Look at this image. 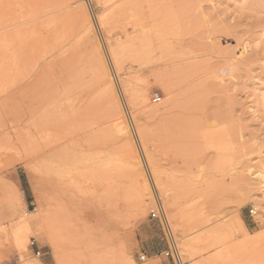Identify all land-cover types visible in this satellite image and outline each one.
I'll list each match as a JSON object with an SVG mask.
<instances>
[{"label":"rangeland","instance_id":"rangeland-1","mask_svg":"<svg viewBox=\"0 0 264 264\" xmlns=\"http://www.w3.org/2000/svg\"><path fill=\"white\" fill-rule=\"evenodd\" d=\"M25 212L41 227L27 250ZM250 257L264 260V0H0V264Z\"/></svg>","mask_w":264,"mask_h":264},{"label":"bare ground","instance_id":"bare-ground-1","mask_svg":"<svg viewBox=\"0 0 264 264\" xmlns=\"http://www.w3.org/2000/svg\"><path fill=\"white\" fill-rule=\"evenodd\" d=\"M202 100V99H201ZM200 100V101H201ZM198 102V104H203V102L204 101H201V102ZM175 104V105H174ZM172 106H175L176 107V104L177 105H179L178 104V102H176V103H174ZM198 106H200V105H198ZM189 107V106H188ZM191 107V106H190ZM197 109H198V107H196ZM190 109V108H189ZM196 109V110H197ZM186 111V110H185ZM191 111H194V110H192L191 109ZM186 117H187V115H185ZM188 117H190V116H188ZM191 118V117H190ZM188 119V118H187ZM181 122V123H180ZM192 122V121H191ZM198 122V121H197ZM177 123H180V125H178L179 126V130H176V131H179V134H177V136L176 137H178V135L179 136H181V138L183 137V138H186V137H188V135L190 136L192 133V130H193V128H195L194 127V121H193V124L192 123H189L188 121H186V120H181V121H179L178 120V122ZM176 125L177 124H175V127H176ZM177 126V127H178ZM184 136H186V137H184ZM46 166V165H45ZM48 167V166H47ZM142 211V210H141ZM26 217V218H25ZM20 218V229H18V231L20 230V233H16V242L20 245V247L22 246V247H24L26 250H27V239H28V235L30 234V232H33V231H38L39 230V228H41L40 227V219H39V216H36V214H34L33 212H25L24 213V217L23 216H20L19 217ZM42 218V217H41ZM240 222H241V224H242V226H243V221L242 220H240ZM19 224V223H18ZM40 234V233H39ZM54 251H56V248L55 247H53L52 248ZM57 251H59V250H57ZM57 255H58V253H57ZM56 256V255H55ZM252 258V259H251ZM262 258V257H261ZM223 260V259H222ZM248 262L250 263V264H264V260H260V261H258V260H254L253 259V257H250V259L248 260ZM223 263V262H222ZM38 264H43V263H41V262H39Z\"/></svg>","mask_w":264,"mask_h":264},{"label":"built area","instance_id":"built-area-1","mask_svg":"<svg viewBox=\"0 0 264 264\" xmlns=\"http://www.w3.org/2000/svg\"><path fill=\"white\" fill-rule=\"evenodd\" d=\"M153 101L154 103H158L161 101V97L159 94H155L153 95ZM253 213V212H252ZM151 216L152 218L154 219H160V220H163L164 223L166 224V227H167V230H168V233L171 234V229L168 225V221L163 213V208L161 206V203L159 201H157V205H156V208H154L152 211H151ZM170 239H172V236L170 235ZM173 242V241H172ZM173 245V244H172ZM31 246L32 247H35L36 248V257L38 258H41L43 256L42 254V251L38 248L37 244H36V241H32L31 242ZM176 247L174 248V246L172 247V250H169L168 252L165 253V255L167 257H171L173 258L174 260L177 259L178 262H180L179 260V255L176 253ZM147 259V255L145 253H143L141 256H140V260L142 262L146 261ZM180 264V263H179Z\"/></svg>","mask_w":264,"mask_h":264}]
</instances>
